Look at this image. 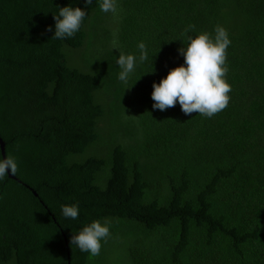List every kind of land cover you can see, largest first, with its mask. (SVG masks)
<instances>
[{"label": "trees", "instance_id": "trees-1", "mask_svg": "<svg viewBox=\"0 0 264 264\" xmlns=\"http://www.w3.org/2000/svg\"><path fill=\"white\" fill-rule=\"evenodd\" d=\"M101 2L0 0V137L18 163L0 180V264H264V0ZM65 6L85 10L80 31L52 38ZM189 25L231 40L211 118L153 108ZM120 53L137 57L126 83ZM93 220L111 232L96 257L70 244Z\"/></svg>", "mask_w": 264, "mask_h": 264}, {"label": "clouds", "instance_id": "clouds-1", "mask_svg": "<svg viewBox=\"0 0 264 264\" xmlns=\"http://www.w3.org/2000/svg\"><path fill=\"white\" fill-rule=\"evenodd\" d=\"M92 0H86L90 4ZM102 12L116 13V0H102L100 3ZM86 12L80 7H60L55 15V33L52 38L65 39L73 37L80 31ZM194 25H189L184 31V47L178 51L184 57V63L172 68L166 77L153 83L151 98L154 101L153 108L161 111L175 107L177 102L185 115L199 113L211 118L229 104L231 86L226 81V49L231 44L227 30L221 26H215L214 35L208 32H200L198 35H188L194 30ZM51 31V26H49ZM139 61L148 59L144 42L138 44ZM137 57L120 53L116 60L121 71L119 80L127 82L129 74L135 69ZM11 173L16 174L18 163L15 158L8 155L0 160V180ZM62 215L65 218L78 219V205H62ZM111 235L110 223L93 220L86 224L70 239V244L87 252L90 257L100 254L102 243Z\"/></svg>", "mask_w": 264, "mask_h": 264}, {"label": "water", "instance_id": "water-1", "mask_svg": "<svg viewBox=\"0 0 264 264\" xmlns=\"http://www.w3.org/2000/svg\"><path fill=\"white\" fill-rule=\"evenodd\" d=\"M0 152H1L2 159L6 158V156H5V143L1 137H0ZM8 176L16 179V177L11 173L10 170H9Z\"/></svg>", "mask_w": 264, "mask_h": 264}, {"label": "rangeland", "instance_id": "rangeland-1", "mask_svg": "<svg viewBox=\"0 0 264 264\" xmlns=\"http://www.w3.org/2000/svg\"><path fill=\"white\" fill-rule=\"evenodd\" d=\"M73 54H74V50L70 49L69 52H68L69 58H71V59H74L75 58L76 61H77V63L81 62V58H78L76 56V52H75V57H74Z\"/></svg>", "mask_w": 264, "mask_h": 264}]
</instances>
